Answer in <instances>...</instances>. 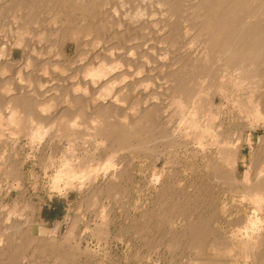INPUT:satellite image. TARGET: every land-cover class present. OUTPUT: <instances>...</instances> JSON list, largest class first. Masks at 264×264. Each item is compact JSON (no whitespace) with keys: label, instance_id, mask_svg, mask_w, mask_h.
I'll return each instance as SVG.
<instances>
[{"label":"bare ground","instance_id":"bare-ground-1","mask_svg":"<svg viewBox=\"0 0 264 264\" xmlns=\"http://www.w3.org/2000/svg\"><path fill=\"white\" fill-rule=\"evenodd\" d=\"M67 1H70L71 5L68 6L69 2L67 3ZM67 1L0 0V14L4 15L0 16L5 17L2 18L3 20L6 19V24L2 20V24L0 22V26L3 27H0V31L3 30L0 32V36H3V39L5 37L4 41L6 40L5 44L7 46H11L10 48L8 47L10 51L6 53L8 56L7 61L5 60V63H3L0 60L3 63L2 65L0 64V183L3 182V185H0L3 186L0 187V207L2 208L0 209V264L5 256H7V259L10 256L21 258L22 254L26 253L29 249H32L30 252L41 256V258L42 256L51 257L52 260H55L52 264H66L69 259L72 260L76 256L89 257L95 251L97 252V250H90L89 246L82 247V242L88 236L96 238L100 242V240L108 238L111 234L110 226L112 221H107L104 218V215H106L104 208H108L109 204L106 202L108 205L106 203L105 205L101 199L105 198L104 200L106 201V198L109 199L111 196L113 197V195L118 194L117 189L123 182H125V186L123 187L127 193L132 190L130 185L132 186L133 184L132 177L134 175L135 162L129 164V161L132 160L130 157L131 160L125 161L128 163V166L126 165V169L124 170L121 169L123 166L118 167L116 165L120 154L125 153L138 157V159L140 154H144V158L148 156L153 162L154 174L156 172L155 162L161 159L169 160V155L171 157H176L177 154H181L182 157L189 155L194 157L200 156L204 172L217 178V181H221L227 187L237 191L240 190V195L232 192V197L236 198L239 204L246 202L252 208L250 209L252 216L249 217L248 215L249 218L245 220L248 223V228L245 225L246 228L243 231L236 229V233H233V236L236 238L235 241L243 247V253L246 254L243 258L251 256L253 259L259 253L260 244L264 240V230L263 225H261L264 219L260 220L262 216L258 215L261 214L260 212H264V0H144L143 4L145 7L141 8L140 6L138 9H149V14L147 10H143L145 15L148 14L144 16V13H141L142 10L138 12V9L135 8L133 9L136 11L135 17H133L132 11V14L130 13L131 17L130 14H127L130 18L133 17L132 20L137 18L136 21L133 20L134 22H131L130 19L129 22L131 23L124 21L129 20L128 16H126L128 19H125L121 14L120 18L118 14L120 19H124V24L116 16V21L113 17L112 19L111 16L114 15L112 13L111 15L108 10L107 13L106 10L104 12L106 15L109 13L106 19L113 20L111 24V20L107 22L104 18L107 22L105 24L104 19L100 16L103 19L102 21L98 17L100 1L101 4L102 2L105 4L104 2L110 0H96L99 4L95 0H76V3H73L72 0ZM125 4L123 5L122 3L120 5L126 7L127 4ZM130 4L132 5L133 3ZM130 4H128V7H130ZM122 6L119 8H122ZM41 7H47L50 10L48 9L49 12L47 13H45L46 11H42V13L40 12ZM128 7H126L128 9L126 13L130 12ZM113 9L115 10L112 11H119L118 8ZM104 12L101 13L104 14V17H107ZM69 13H80V16H83L80 18L84 21H86L85 19H89L88 23L91 20L90 25H87V29L83 27L88 35L95 36L93 39L90 35L85 34L88 36L86 40L87 38L89 39L86 42L90 41L91 43L89 44L91 46L97 45L98 40L96 38L106 34V31H110L104 35L105 38L109 39L102 46L105 44L107 46L109 42L112 44L111 40L113 42L121 36L124 39L123 30L125 29L127 31L124 33L126 36L129 35L128 37H130L128 30L132 31L133 34L136 32V37H143L144 33L140 35V32L147 28L150 31L147 35L151 34L150 37H155L156 40L152 39L154 41L152 43L153 46L150 45V47L148 46L145 49L147 54H145V50L143 51L140 46H137V42L135 46H137L138 50L135 46H133V49H136L138 53L133 51L132 55L123 54L122 52L123 55L119 56L121 52L116 53L118 50H112L114 51L112 52L111 49H108L110 52H105L104 46L103 48H99L101 50L100 52H96L98 53L96 56L94 52L93 56V52L88 51L87 53H83L84 51L81 52L82 49L78 48L81 54H83L77 53V55H81V57L79 56L80 67L74 66L77 70L73 71L76 73L75 75L71 73L74 75H72L74 82L67 86H64V84L63 88L65 89L61 92L59 86L64 81H67L69 77H72L61 78L63 83L58 78L63 75L66 70L65 67L71 68L73 67V63L75 65L77 63L74 58V62L68 65H71V67H67V64L65 66V62H63L65 59H62V64L56 63L57 60L55 59L56 57H64L62 54L64 44L82 33L73 27L75 25L69 24L71 22H69L70 19L68 20L70 18ZM37 15L46 17V21L43 19L45 21L44 29L40 28L34 32V30H30V28L34 27H30L29 25L34 24L36 29L39 24L43 23L42 16ZM115 15L117 14L115 13ZM37 17L41 19L39 18V20ZM37 20H39V24L36 26ZM85 24L87 23L85 22ZM122 24L125 25V29L123 30L120 27L123 26ZM81 25L86 26L84 23H81ZM147 29H145V32H147ZM3 32L4 35L1 34ZM28 35L29 37H27ZM85 35L81 37L83 38ZM54 36L57 39L58 50L53 45L56 44V40H53L52 42L54 43L50 45H53L57 51L54 56H58L54 60L52 58V61H55L52 63L50 62L51 59L49 61L44 56L46 57L48 53L52 56L51 51L53 47L47 44V40L49 42L50 38L52 39ZM25 37L30 39L34 37L32 39H35L34 43L38 48L30 47L32 44L28 46L25 43ZM121 38L118 44L120 48H123V42L121 43L123 47L120 45V40L123 41ZM3 39L2 43H4ZM32 39L31 42H33ZM128 39L130 38L124 40L125 43ZM136 39L131 41L133 42L132 45ZM81 40L79 39L77 42L80 43ZM102 41H99V43ZM26 42L30 43V40ZM82 42L86 44L85 40H82ZM145 42L144 44H147ZM194 42H197V45L198 42L202 43V45L204 44L206 49L201 46L204 50L202 51L200 48V52L196 49L197 47L193 48V50L199 51L198 53L189 51L188 48L182 49L187 44L188 46L191 45L190 49H192L194 47L192 43L194 44ZM2 43H0V46ZM41 43L44 46L49 45L48 47L51 49H48L46 46L45 50L47 49L48 51H45L46 54L43 52L45 55L42 54L43 46L39 48ZM114 43L116 42L114 41ZM89 44L87 43L88 46ZM118 44L115 47L120 51V48L117 46ZM82 45L79 47L81 48ZM110 46L113 47V45ZM1 47L0 49L3 50L4 47ZM13 47L19 48L22 51V58H20L21 60L14 67L12 64H15V62L11 56ZM90 47L87 49H91ZM97 47L95 46L94 48ZM2 50L0 51L2 52ZM83 50L86 49L83 48ZM131 50L127 49L126 51ZM160 50L170 52L168 55L172 56H167L171 59V61L169 60L170 63L175 58L179 57L178 60L182 58L183 61L179 62L183 63V65L181 64L183 67L180 69V63H178L179 67H176L177 70H174L175 64L178 62L175 59L176 62L174 60L173 62L175 63L172 62L174 68H168L169 71L171 69L173 71H171L170 75L167 74L168 69L163 68L165 63H169L165 56L167 53L163 56L161 55L162 53H159ZM135 53L136 55H134ZM3 55L1 56L4 57ZM77 55L76 59L78 62ZM144 56L148 59H145ZM123 65L126 68L122 67ZM170 66L172 67V65ZM122 69L125 73L128 71L130 73H127V75L123 73V75L121 74L123 72ZM50 70L51 75L49 73ZM54 70L60 72H56L59 75V77L57 76L56 83H54L55 76L52 77L53 72H55ZM161 70L167 71L163 73H166L169 78L165 74H163L164 76L160 75L162 74ZM61 71L63 72L62 75ZM118 71L122 72L119 73ZM144 72H146V75L142 77V73ZM8 73L11 75V78L13 74L19 76V81L15 80L18 87L14 85V81ZM48 73L49 76L54 78L53 83L49 84V79H45ZM68 73L70 72L68 71ZM36 74L45 76V78L41 79ZM149 75L152 78H148ZM129 76L131 77L130 79L127 78ZM160 76L167 78V80L165 79L167 82L162 83L161 80L163 78L161 77L160 83L158 81ZM51 77L50 80L52 82ZM217 98L220 99L219 102H216ZM164 100H166V103ZM228 103L235 109H233L236 113L235 116L240 119L241 125L238 133L234 129L233 132L237 133V135L233 133L236 135L235 137L233 136L234 138L229 136L232 140L229 137H224L225 133L221 132L222 129H220L219 123H217L222 116L225 105ZM258 130H261L262 133L256 140V149H252L250 152V162L247 165L245 159L240 160L241 150L244 144L251 145V133ZM22 138L28 141L25 145L28 153H25L26 156L24 155L22 159L18 160L16 148H19V141ZM62 141L68 144L66 143L67 147L64 150L58 168L56 169L53 166L55 173H52L49 191L50 193L60 194L63 197L68 196L72 192L77 193L82 197L81 202L85 210H90L92 216L95 214L94 218L97 216L101 220L98 222L101 223L95 224L92 227L85 215L78 213L79 215L77 214L73 218L66 216L62 221H56L52 228H47L45 221L40 216L41 205L35 207L28 205L29 208L23 207H25L24 210H29L30 215L23 216V218L20 217L27 224L21 225L19 216H21L22 209L19 208L21 205H18L17 201L27 193L23 173L24 165L28 161L34 162L35 159L39 160L38 158L41 157L38 156L40 155V149L44 148V146L50 145L53 147L55 144L59 146ZM53 151L55 153V150ZM50 158H47V160H53L52 155ZM172 159L170 160L171 162ZM175 159L178 158L176 157ZM180 160H183V158ZM47 165L50 164L47 163ZM121 165L120 163L119 166ZM176 165L180 166L177 163ZM241 165H245V170L242 172V175L238 176ZM45 168L42 171H46ZM162 171L163 169L159 173H162ZM160 178L159 174L157 176L155 174L151 179V186L155 187L158 185L157 194L164 197L169 189L167 190L166 186L162 184ZM179 183H177V188L181 189V184ZM171 187L173 189V185ZM13 191L18 193L16 198H12L10 203L4 204L3 200L10 198ZM228 191L231 192L230 189ZM187 195L181 196V194H178L175 196L177 197V201L175 199L173 202L171 197L170 201L176 205L178 203H186L185 199H191ZM110 199L112 200V198ZM174 204L172 205L173 207L175 206ZM162 205L164 204H160L161 207ZM110 213L112 214V212ZM164 215V220H166L168 216ZM177 218H171L167 224L172 225V228L174 226L186 227L187 230L184 233L182 232L183 239L188 235L186 237L191 238L194 251L202 252L204 247H206L204 241L208 240L211 234L204 227L208 226L209 221L213 219L203 217L198 219L197 217L198 220L193 221L191 217L184 220L181 219L182 217ZM63 225H65V231L61 234L60 229ZM26 226L28 227L26 228ZM241 228L243 229V226ZM35 229L36 234H34ZM227 233L225 234L227 235ZM221 235L224 238L225 235ZM222 237L220 238L222 239ZM214 239L212 240L214 241ZM231 239L228 240L230 241ZM171 240L174 242L175 239ZM222 243L225 242L223 241ZM168 245H171V243ZM168 245L166 246L168 247ZM175 246L173 245V249ZM177 248L176 250H178ZM105 249L108 250L107 248ZM229 250L232 251L231 247ZM173 252L175 251L173 250ZM261 253L259 259L263 255V252ZM199 256L202 257L203 255ZM45 257L44 259H46ZM259 259L257 258V260ZM86 261L90 262V259H86ZM196 261H194L195 264H197ZM200 263L205 264L201 261ZM188 264L190 263L188 262Z\"/></svg>","mask_w":264,"mask_h":264},{"label":"rangeland","instance_id":"rangeland-1","mask_svg":"<svg viewBox=\"0 0 264 264\" xmlns=\"http://www.w3.org/2000/svg\"><path fill=\"white\" fill-rule=\"evenodd\" d=\"M67 1V0H66ZM73 1V3L75 2L76 3V0L74 1V0H72ZM100 1V0H99ZM103 1H108V0H103ZM113 0H110V1H108V2H104L105 4H103V2H102V4H103V6H102V4H101V1H100V4H99V2L98 1H96L95 0V2L97 3L98 2V4H99V13H98V17L99 18H108V16H109V13L111 14H113L114 16H111V18L113 17L114 18V20L116 21V18L118 19V20H124V19H120L121 18V15H122V17L124 16V18L125 19H128V17H129V15H127V14H132V12H133V17H135L134 16V14H136V11H134L133 9H138V7H140L141 6V8L144 6V0H142V2H141V0H119V2H118V0H114L113 2H112ZM116 1V2H115ZM124 1V2H123ZM129 1V2H128ZM133 1V2H132ZM135 1V2H134ZM69 2V4H68V6L69 5H71L70 4V1H67V3ZM121 2V3H120ZM138 2V3H137ZM117 3V4H116ZM122 4L123 3V5L125 4L126 5V7H128L129 5L128 4H130V3H133L132 5L130 4V7L132 8H130V7H128L130 10V12L129 13H126V11L128 10V9H126V7H124V6H122V5H120V4ZM140 3H141V5H140ZM108 4V5H107ZM119 4V5H118ZM134 4H136V5H134ZM74 5V4H73ZM107 5V6H106ZM115 5V6H114ZM118 5V7H116ZM120 6H122V8H119ZM134 6H137V7H134ZM102 7V8H101ZM106 7V8H105ZM124 7V8H123ZM134 7V8H133ZM145 7V6H144ZM143 7V8H144ZM42 9L40 10V12H44V11H46L45 13H47V12H49V10H50V8H47V7H41ZM44 8H46V9H44ZM113 8H118V10L120 11V9H122L121 10V12L119 13V11H112V10H115V9H113ZM147 8V7H146ZM44 9V10H43ZM111 9V10H110ZM126 9V10H125ZM101 10V11H100ZM106 10V13H107V10L109 11V13L106 15V13L104 12ZM142 10V9H141ZM141 10H140V8L138 9V12H141ZM143 10H145V9H143ZM143 10H142V14L144 15V16H147L148 14H149V9L147 10V12H148V14H146L145 15V12H143ZM145 10V11H146ZM132 11V12H131ZM40 12H39V14H40ZM42 12V13H43ZM104 12L105 13V15L107 16V17H104L103 15L104 14H102V13ZM114 12V13H113ZM118 12V13H117ZM128 12V11H127ZM41 13V14H42ZM115 13L117 14V15H115ZM124 13H125V15H124ZM49 14V13H48ZM70 14V18H68V20H69V22L71 21H73L74 22V24H72L71 22L69 23L70 25H75V26H73L74 28H76V30H79V32H82L80 35L78 34L77 36H76V38L75 39H73V40H69V41H67L65 44H64V46H63V48H62V54L64 55V57H56V56H58V55H55L54 56V54H55V52H57L56 51V49H54V46H55V48H57V50H58V45H57V39L55 38V36L54 37H52V39L50 38V40H51V43H50V40H49V42H48V40H47V44H52V43H54V42H52L53 40L55 41V43L56 44H53V45H50V46H52L53 47V49H52V51H51V53H52V56H51V54L50 53H48L49 54V56H48V54H46V52L45 51H48L47 49L45 50V48H47L48 46L46 45V43H45V45L47 46H44V44L42 45V43H41V45L40 44H37V45H40V47L39 48H41V46H43L42 47V54L43 55H47L46 57L44 56V58L45 59H47V60H49L50 61V59H51V61L50 62H52V63H54L55 61H52V58H53V60L55 59V57H56V59L55 60H57L56 61V63H63V62H65L64 63V65L65 64H67V67H71V65L70 66H68L69 64H72V62H74V58H75V62L78 64H76L75 65V63H73L72 64V66L74 67H80V65H79V62H80V60H79V56L81 57V55H83V54H81V52L82 51H84L83 53H87L88 51H91V52H93V56H94V52L96 53V52H100V50L101 49H99V48H103L104 46H102L104 43H106L107 41H108V39H107V37L105 38V36L104 35H106V34H108L109 32H107L106 31V34H104V33H102V34H104L103 36H101V37H97L96 38V40H98L97 42H98V44L97 45H94V46H91V44H89V43H91L90 41H88V42H86L87 40H89L88 38H87V40H86V37H88L89 35L85 32V29L83 28V27H85L86 29H87V25H90V23H91V20H90V23H88L87 21H89V19H85L86 21H84L82 18H80L81 16H80V13H69ZM75 14V15H74ZM79 14V15H78ZM102 14V15H101ZM111 14V15H112ZM118 14H119V16H120V18H119V16H118ZM121 14V15H120ZM130 14V17L132 16ZM0 15H3V14H0ZM43 15V14H42ZM42 15H37V16H42ZM46 15V14H45ZM74 16V19H73V16ZM78 15V16H77ZM4 16V15H3ZM1 17L0 18V22H1V20L4 22V24H6L5 22V20L6 19H2V18H5V17ZM47 16V15H46ZM76 16H77V18H76ZM101 16V17H100ZM115 16H116V18H115ZM118 16V17H117ZM126 16H128V17H126ZM140 16H141V14H140ZM39 17V18H40ZM83 17V16H82ZM129 17V20H124V21H130V19H131V22L134 20V21H136V19L137 18H134L133 20H132V18H130ZM38 18V17H37ZM38 18V19H39ZM45 18L46 17H44V16H42V20L44 19L45 20ZM101 18V19H102ZM112 18V19H113ZM41 19V18H40ZM39 19V20H40ZM76 19H77V21H76ZM80 19H81V21H80ZM103 19H102V21H103ZM104 19V23L106 24L107 22H109L110 20H107V22H106V20ZM39 20H37V22L39 21ZM43 20V26H42V24L40 25L39 24V22L38 23H36V26H37V24H39L37 27H36V29H35V25L34 24H31V25H29L30 27H34V28H30V30L31 31H33L34 30V32H36V30L37 29H44V24H45V21ZM82 20H83V22H82ZM80 23H79V22ZM113 20H111L110 21V24H111V22H112ZM120 21H118V22H120ZM121 21V23H125L124 21L122 22ZM133 21V22H134ZM85 22L87 23V24H85ZM127 22V23H128ZM131 22H129V23H131ZM40 23H41V21H40ZM77 23V24H76ZM81 23H84V25H86V26H82L81 25ZM103 23V22H102ZM1 24H2V22H1ZM0 24V25H1ZM79 24V25H78ZM104 24V25H105ZM109 24V23H108ZM107 24V25H108ZM122 24V25H123ZM113 25H114V23H113ZM39 26H41V27H39ZM79 26V27H78ZM82 26V28L84 29H82V28H80ZM109 26V25H108ZM123 26H124V28H123ZM123 26H120L121 27V29L123 30V29H125V25H123ZM1 28H3L2 26H0ZM69 27V26H68ZM109 27H111V26H109ZM112 27H114V26H112ZM29 28H28V30H29ZM82 29V30H81ZM120 29V30H121ZM145 29H147V28H145ZM145 29L143 30V31H139L141 34L140 35H142V33H144L142 36L143 37H141L139 34H138V36H140V37H136V35L135 34H137L136 32H134V34H133V32L131 31H129L128 30V34H130V37H128V36H126V29L125 30H123L124 32H123V34H124V39H122L123 38V36H121V37H119V39L121 38L123 41H121L120 40V45H121V43L123 42V48H120L119 47V39L117 38L116 40H114L116 43H114V41L112 42V40H111V43L112 44H110V42L109 43H107V46H105L104 48V50H105V52L106 51H108V49L110 50L111 49V51L112 50H118V51H116V53H118V52H121V53H119V56H122L124 53H127V54H130V55H132L131 53H134L133 51H135L136 52V49L138 50V48H137V46H140L141 47V50H145L146 48H148V46L150 47V45H152V43L156 40V38L155 37H150V35L151 34H149V35H147V33H150V31L147 29V32H145ZM119 30V31H120ZM3 31V30H2ZM2 31H0V32H2ZM30 31V32H31ZM38 31V30H37ZM149 31V32H148ZM105 32V31H104ZM84 33V34H83ZM120 33H122L121 31H120ZM2 35H4V32L3 33H1ZM5 34H6V32H5ZM85 34H87L88 36H86ZM132 34H133V36L135 37H133L132 36ZM145 34H146V36H145ZM85 35V37H83V38H85V39H83L81 36H84ZM122 35V34H121ZM132 36V37H131ZM144 36H145V38H144ZM148 36V37H147ZM27 37H29V35L27 36ZM27 37H25L26 39H25V43H27L28 44V46H30L31 44V46L30 47H32V48H35V49H37L38 47L37 46H35L36 44L34 43V41H35V39H32V38H34V37H32L31 39H32V41L33 42H31V39L30 38H27ZM51 37V36H50ZM81 37V38H80ZM90 37H93V39L95 38V36H93V35H90ZM89 37V38H90ZM133 38L134 40L136 39V38H139L140 39V41H139V39H136V41H134L135 43L132 45V43L133 42H131V41H133V39H128L127 41H126V43H125V41L124 40H126L127 38ZM150 37V38H149ZM0 38H2L3 39V36H0ZM55 38V39H54ZM102 38V39H101ZM103 38H104V40H103ZM141 38H143V39H141ZM2 39H0L1 41H0V43H2ZM4 39H5V37H4ZM4 39H3V42L4 43H2L3 45L5 44V42H6V40L4 41ZM7 39V38H6ZM76 39H78V40H76ZM79 39H82V40H85V43L86 44H84L83 42H82V40H81V42H82V44H81V42L79 43V42H77V41H79ZM107 39V40H106ZM154 41H153V40ZM30 40V43H28V42H26V41H29ZM90 40H91V38H90ZM103 40V41H102ZM141 40H143V41H141ZM99 41H102V42H100L99 43ZM105 41V42H104ZM110 41V40H109ZM130 41V42H129ZM146 41V42H145ZM136 42H137V46H135L136 45ZM140 42V43H139ZM144 42L145 43H147V44H144ZM78 43V44H77ZM87 43L89 44V46L87 45ZM115 45H114V44ZM130 43H131V45H130ZM149 43V44H148ZM1 44V46L2 47H4L3 48V50H5V51H3L2 49H0V50H2V54L0 53V56L1 55H3V52H5L4 53V57H2V59H0V60H2V62L3 63H5V60L7 61V59H8V56H7V54L6 53H8L10 50H8V47L10 48L11 46L9 45V46H7V44H5L4 46ZM30 44V45H29ZM82 45V47L83 48H85L86 50H83V48L81 47H79V46H81ZM96 44V43H95ZM116 44H118L117 46L120 48V51H119V49L117 48V47H115L116 46ZM128 44V45H127ZM141 44V45H140ZM195 44V45H194ZM194 44L192 43V46H194V47H192V49H190L191 48V45H189L188 46V44L186 45V46H184V48H182V49H186V48H188L189 49V51L191 50L192 52H194V53H198L199 51L201 52V50H200V48L202 49V51L204 50L203 48L205 47L204 46V44L202 45V43L200 44L199 42H198V45L200 46H198L197 45V42H194ZM84 45H86V46H84ZM101 45V46H100ZM110 45H113V47L112 46H109ZM147 45V46H146ZM157 45V44H156ZM0 46V47H1ZM91 46V47H90ZM97 47V48H94V47ZM133 46H135L136 47V49H133ZM144 46H145V48H144ZM153 46V45H152ZM151 46V47H152ZM201 46H203V48L201 47ZM1 47V48H2ZM29 47V48H30ZM37 47V48H36ZM88 47H90L91 49H92V47H93V49L91 50V49H87ZM108 47V48H107ZM115 47V48H114ZM134 47V48H135ZM182 47V46H181ZM195 47H197L196 49H198L199 51H197L196 49H194L193 50V48H195ZM199 47V48H198ZM7 48V49H6ZM82 49L81 50V52L79 51V49ZM114 48V49H113ZM131 48H132V50H131ZM144 48V49H143ZM48 49H50L49 47H48ZM99 50V51H97V50ZM131 50V51H126V50ZM151 49V48H150ZM205 49H206V47H205ZM51 50V49H50ZM78 50V51H77ZM94 50V51H93ZM122 50V51H121ZM153 50V49H152ZM180 50V49H179ZM54 51V52H53ZM77 51V52H76ZM126 51V52H125ZM162 51H164V52H162ZM160 50V52L159 53H162L161 55H165L166 53V60H167V62H169V63H165L164 64V66H163V68L165 69V68H174L173 67V63H175L176 62V60L175 59H177L178 60V58H175V59H173L175 62H173V60H172V62L170 63V61H171V59L170 58H168V57H171L172 55H168L169 53L167 52V51H165V50ZM43 52H45V54L43 53ZM79 52V53H78ZM108 52H110V51H108ZM112 52H114V51H112ZM122 52H123V54H122ZM128 52H130V53H128ZM145 52V54H147L146 53V50L144 51ZM77 53L78 54H81V55H77ZM136 53H138V51L136 52ZM136 53L134 54V55H136ZM98 53H96L95 54V56L97 55ZM144 54V55H145ZM76 55L78 56V62H77V57H76ZM5 56H7V57H5ZM11 56L13 57V59H14V62H15V64H12V66L14 67V65H16V64H18L19 62L18 61H20L21 59L20 58H22V51L19 49V48H15V47H13V49H12V53H11ZM51 56V57H50ZM54 56V57H53ZM75 56V57H74ZM146 56V55H145ZM145 56H144V58H145ZM168 56V57H167ZM0 57V58H1ZM48 57V58H47ZM147 57H148V55H147ZM146 57V58H147ZM143 58V60H145ZM61 60V62H60V60ZM62 59H65L64 61L62 60ZM148 59V58H147ZM182 59V58H181ZM181 59H179L178 60V62H176V64H175V68H174V70L176 69V67H179V64L178 63H180L181 61H183V59L181 60ZM170 60V61H169ZM63 61V62H62ZM68 61V62H67ZM180 61V62H179ZM2 62H0V64L2 65L3 63ZM67 62V63H66ZM145 62H146V60H145ZM166 62V61H165ZM172 65V67L170 66V65ZM183 65V63H180V69L183 67L182 65ZM177 65V66H176ZM66 66V65H65ZM166 66H168V67H166ZM73 67H71V68H66L65 67V71H64V73L61 71V75H62V73H63V77L62 76H60L59 77V75L57 74V73H60L59 71L57 72L56 70H54L55 72H53L54 74H52V77H54V78H52L51 76H49V73L51 72V70L49 71V73L47 74V76H46V78H45V76L43 77V76H41L40 74L39 75H37V77H41V79L43 78H45L46 80H50V77H51V79H52V82H51V80L49 81L48 80V82H49V84L50 83H53V79H54V83H56V80H57V76L59 77L58 79L61 81V78L63 79V78H68V76H71L72 78H68V80L67 81H64V83L62 84V83H60V84H62V85H60L59 86V89H60V91L62 92L65 88H63L64 86H67V85H69V84H71V83H73L74 82V78H73V76L76 74V73H74L75 72V67L73 68ZM122 67H124V68H126L124 65L122 66ZM133 67V66H132ZM134 68V67H133ZM132 68V69H133ZM162 68V69H163ZM69 69V70H68ZM74 69V70H73ZM78 69V68H77ZM131 69V68H130ZM163 69V70H164ZM166 69V70H167ZM170 70L169 71V69H168V72L167 71H162L161 73L162 74H160V75H162V76H164L163 74H165V76L167 75V74H169L170 75V73H171V71H173V70ZM12 70H13V68H12ZM177 70V69H176ZM179 70V69H178ZM67 71V72H66ZM68 71L70 72V73H68ZM72 71V72H71ZM74 71V72H73ZM77 71V70H76ZM123 71V72H122ZM122 71H118L119 73H121V74H123V73H125L124 72V70L122 69ZM133 71H134V69H133ZM11 72V71H10ZM9 72V73H10ZM57 72V73H56ZM163 72H167V74L166 73H163ZM8 73V74H9ZM56 73V74H55ZM71 73H73V74H71ZM128 74L130 73L129 71L127 72ZM127 73H125L126 75H127ZM146 72H144V73H142V77H145V76H143V75H146L145 74ZM11 74V73H10ZM9 74V75H10ZM8 75V76H9ZM50 75H51V73H50ZM73 75V76H72ZM124 75V74H123ZM49 76V78H47ZM65 76V77H64ZM162 76H160V78L158 79V81L160 82V79H162L161 80V82L162 83H165V82H167L166 80H167V78H164V77H162ZM18 77L19 76H17V74L15 75V74H13L12 75V78H11V75H10V78L14 81V85L16 86V82H15V80H17V81H19V79H18ZM150 77V75L148 76V78ZM162 77V78H161ZM166 77H168L169 78V76L167 75ZM14 78V79H13ZM127 78H131L130 76L129 77H127ZM150 78H152V77H150ZM70 79V80H69ZM72 79H73V81H72ZM166 79V80H165ZM64 80H66V79H64ZM154 80V79H153ZM165 80V81H164ZM70 81V83H68L67 84V82H69ZM72 81V82H71ZM150 81V80H149ZM152 81V80H151ZM154 81H156V80H154ZM160 82V83H161ZM65 84V85H64ZM13 85V86H14ZM19 85V84H18ZM64 85V86H63ZM16 87H18V86H16ZM61 87V88H60ZM63 88V89H62ZM59 91V92H60ZM219 98H217L216 99V102H219ZM164 102L166 103V100H164ZM234 108L228 103V104H226L225 105V108H224V110H223V113H222V116H221V118H220V120L217 122V123H219L218 124V126H220V129H222L221 130V132L224 134L225 133V135H224V137L226 138H228L229 136L232 138L233 136L235 137L236 135H237V133L239 132V130H240V128H241V125H240V119H238V117L237 116H235L236 115V113H235V109L233 110ZM231 111H233V112H231ZM225 112V113H224ZM228 112V113H227ZM233 117H232V116ZM235 116V117H234ZM232 119V120H231ZM222 123V124H221ZM222 126V127H221ZM234 129H235V131L237 132H233L234 131ZM230 134H229V133ZM246 132V131H245ZM232 133V134H231ZM233 133H235V134H233ZM262 133V131L261 130H258V131H253L252 133H251V145L249 146V145H247V144H244V146H243V148H242V150H241V154H240V160H242V159H245V162H247V165H248V162H250V158H249V155H250V152L252 151V149H256V147H257V138H258V136L260 135ZM227 135V136H226ZM232 135V136H231ZM229 137V138H230ZM233 137V138H234ZM230 138V140H232ZM226 140H229V139H226ZM28 143V141L26 140V139H21L20 141H19V148L17 147L16 148V152H17V159L19 160V159H22V157H24V155L26 156V154L25 153H28V149H27V147H25V145ZM67 142H64V141H62L61 143H60V145L59 146H57V144H55L53 147L52 146H50V145H46V146H44V148H41L40 149V152H39V154L40 155H38L40 158H38L39 160H37V159H35V161L33 162V161H28V162H26V164L24 165V168H23V173H24V177H25V186H26V190H27V193L26 194H24V196H22V197H20L18 200L19 201H17L18 203V205H21V206H19V208H21L22 209V212H21V216H19V218L21 217V218H23V216H27L28 214L30 215V212H28L29 210H24L25 209V207L26 208H29V206H31V205H33L34 207L35 206H39V205H41V210H40V216H41V218L45 221V223H46V227L47 228H52V226H53V224L56 222V221H62L66 216H68V217H70V218H73L75 215H77L78 213L79 214H84L85 215V217L88 219V221L90 222V225L93 227L95 224H100L101 222H98V221H101L100 219H98V217L96 216V218H94L95 217V214L92 216V212L90 211V210H85V208H84V205H83V203L81 202L82 200H81V196L80 195H78L77 193H74V192H72V193H70L68 196H62V195H60V194H57V193H50V191H49V187H50V185H51V177H52V175L55 173V169L54 168H58V164L60 163V161H61V158H62V155H63V153H64V150H65V148L67 147V144H66ZM20 145H21V148H20ZM65 146V147H64ZM50 147V148H49ZM251 147V148H250ZM255 147V148H254ZM53 150H55V153H54V151ZM58 151H60V152H58ZM62 151V152H61ZM50 153V154H49ZM61 153V154H60ZM52 155V158H53V160H47V158L48 159H51L50 158V156ZM126 155V156H125ZM144 154H140L139 156L141 157H139V159H138V157H133V156H130L128 153H125V154H120V158H118L119 160H120V162H119V160L116 162V165H118V167H122L121 169L122 170H124V169H126V165L128 166V163H126V162H128L129 160H131V158H132V160L131 161H129L130 163L129 164H131V162H135V170H134V175H133V177H132V182H133V184H132V186L130 185V187L132 188V190L131 191H129V193H127V191H126V189H124V187L123 186H125V182H123L120 186L121 187H123V188H121L120 186L118 187V189H117V191L119 192H117L118 194H116L117 195V197H116V195L114 196L113 195V197L111 196L110 198H112V200L109 198H106L107 200L105 201L104 199L105 198H103V199H101V201L103 200V203L105 204L106 202L109 204V206H107L108 208H104L105 209V214L106 215H104V218L107 220V221H112V224H111V226H110V231H111V234H110V236L108 237V238H106V239H102V240H100V242L96 239V238H91L90 236H88L85 240H83V242H82V247H86V246H89L90 248V250H97V252L95 251V253L92 255H90L89 257H85V256H76V257H74V259H72V260H68L67 262H66V264H188V262L190 263V264H195L194 263V261H196L197 262V264H198V261H199V264H201L200 263V261L202 262V263H205V264H220V263H222V264H227L228 262V264H263L264 263V240H262V242H261V244H260V251H259V253L256 255V256H254L253 257V259H252V257L251 256H248L249 257V259H248V257H244L243 258V256L244 255H246V254H244L243 253V247L241 246V244L240 243H238L237 241H235L236 240V238L233 236L234 234L233 233H236V229L238 230L239 229V231H243L245 228H246V226H247V228H248V223H247V221H245V220H247L249 217H251L252 216V214H251V210L250 209H252L250 206H248V204L246 203V202H243L242 204H239L238 202H237V200H236V198H234V197H232V194L234 193V194H237V195H240V190L239 191H237V190H234V189H231V188H229V187H227L226 185H224V183H221V181H217V178H214L213 176H210V175H207L205 172H204V169H203V166H202V158L200 157V156H198V157H194V156H181V154H177V158L178 159H175L176 157L174 156H170L169 155V160L168 159H161V160H159V161H157V162H155V174H156V176H157V174H159V177L161 176V182H162V184H164L165 186H166V188H167V194L164 196V197H161V196H159L158 194H157V188H158V185H156L155 187H152L151 186V179L153 178V176L155 175L154 174V171H153V162H152V160L148 157V156H146V158H144L145 156H143ZM37 156V157H38ZM124 156V157H123ZM143 156V157H142ZM20 157V158H19ZM129 157V158H128ZM131 157V158H130ZM45 158H46V160H45ZM58 158V159H57ZM60 158V159H59ZM136 158H137V160H136ZM173 158V159H172ZM183 158V160H180V159H182ZM57 159V160H56ZM142 159V160H141ZM172 159V162L170 161ZM187 159V160H186ZM124 160V161H123ZM168 160V161H167ZM186 160V161H185ZM38 161V162H37ZM47 161H49V162H47ZM126 161V162H125ZM166 161V162H165ZM175 161V162H174ZM178 161V162H177ZM55 162H57V163H55ZM47 163H49L50 165H47ZM118 163V164H117ZM122 164L121 166H119V164ZM164 164V165H162V164ZM169 163V164H168ZM174 163V164H173ZM180 164V166L179 165H176L175 166V164ZM183 163V164H182ZM46 165H47V167L49 166V168L47 169V167H46ZM52 165V166H51ZM166 165V166H165ZM172 165V166H171ZM51 166V167H50ZM53 166H54V168H53ZM46 167V168H45ZM163 167V168H162ZM45 168V170L46 171H42L43 169ZM158 169V170H157ZM161 169H163V171H162V173H159L160 171H161ZM54 170V171H53ZM245 170V165H241L240 167H239V173H238V176H240V175H242V172ZM146 171V172H145ZM167 172H168V174H167ZM44 173H46V174H44ZM53 173V174H52ZM151 173V174H150ZM176 174V175H175ZM169 175H170V177H169ZM152 178H151V177ZM168 176V177H167ZM150 177V178H149ZM176 178V179H175ZM180 182V183H179ZM182 182V183H181ZM3 183V182H2ZM2 183H0V185H3ZM168 185H167V184ZM177 183H179V184H181V189H179V188H177L178 187V184ZM221 183V184H220ZM186 184V185H185ZM173 185V189H172V186ZM177 185V186H176ZM126 186H127V184H126ZM168 186V187H167ZM0 187H3V186H0ZM171 188V189H170ZM188 188H189V190H188ZM197 190H196V189ZM192 189H193V191H192ZM228 189H230L231 190V192L230 191H228ZM187 190V191H186ZM223 190V191H222ZM122 191H123V193H122ZM182 191H183V193L185 194V195H187V194H190V195H187V196H189V197H191V199H185V201H186V203H178L177 205L176 204H174L173 202L175 201V199H176V201H177V197H175V196H177L178 194H181V196H183L184 194L182 193ZM192 191V192H191ZM217 191V192H216ZM220 191H221V194H220ZM197 192V193H196ZM233 192V193H232ZM120 194V195H119ZM225 194V195H224ZM18 195V193L17 192H15V191H13L12 193H11V197L10 198H6V199H4L3 200V203L4 204H8V203H10L11 201H12V198H16V196ZM215 195V196H214ZM202 196V197H201ZM224 196H225V198H224ZM145 197V198H144ZM161 197V198H160ZM170 197H171V200L173 201H170ZM202 199H201V198ZM115 198V199H114ZM125 198V199H124ZM160 198V199H159ZM113 199H114V201H113ZM230 199V200H229ZM202 200V201H201ZM230 201V202H229ZM233 202V204H232V202ZM235 201V202H234ZM163 202V203H162ZM219 202V203H218ZM20 203H22V204H20ZM36 203V204H35ZM82 203V204H81ZM106 203V204H107ZM123 203V204H122ZM188 203V204H187ZM208 203V204H207ZM212 203V204H211ZM27 204V205H26ZM105 204V205H106ZM107 204V205H108ZM156 204V205H155ZM160 204H164V205H162V207L160 206ZM168 204V205H167ZM175 205L174 207L172 206V205ZM221 204V205H220ZM229 204V205H228ZM29 205V206H28ZM236 205V206H235ZM242 205V206H241ZM23 206H25V207H23ZM32 206V207H33ZM192 206V207H191ZM223 206V207H222ZM23 207V208H22ZM172 207V208H171ZM194 207V208H193ZM219 207V208H218ZM83 208V209H82ZM199 208V209H198ZM227 208V209H226ZM228 208H230V209H228ZM233 208V209H232ZM240 208V209H239ZM247 208V209H246ZM0 209H2L1 207H0ZM109 209V210H108ZM174 209V210H173ZM177 209V210H176ZM236 209V210H235ZM78 210V211H77ZM111 210V211H110ZM151 210V211H150ZM210 210H211V212H210ZM223 210H226V211H224L223 212ZM228 210V211H227ZM249 210H250V213H249ZM2 211V210H1ZM82 211V212H81ZM106 211H107V213H106ZM112 212V214L110 213V212ZM163 211V212H162ZM239 211V212H238ZM243 211V212H242ZM25 212V213H24ZM109 212V213H108ZM165 212V213H164ZM200 212V213H199ZM204 212V213H203ZM162 213V214H161ZM166 215V216H168V218H166V220H164V217H163V215L164 214ZM222 213V214H221ZM261 214H258V215H261L262 217H264L263 216V211L262 212H260ZM78 214V215H79ZM161 214V215H160ZM175 214V215H174ZM235 214V216H233ZM164 215V216H165ZM198 215V216H197ZM200 215V216H199ZM238 215V216H237ZM248 215H249V217H248ZM158 216H159V219H158ZM176 217H178L177 219H179V218H181V219H186V218H188V217H191V218H193V221H196V220H198V219H200L201 217H203V218H206V219H213L212 221H209V223H208V226H205L204 227V229L205 230H207L208 231V233L210 234V236H209V239L208 240H205L204 242H205V245H206V247H204V249H203V251L201 252V251H194L195 249H193L192 248V244H191V238H188V237H186V236H188V235H186L185 236V234H184V236H185V238L183 239V234H182V232L184 233V231L185 230H187L186 229V227H178V226H174L173 228H172V225H168L167 224V222H169L168 220H170L171 218L172 219H174V218H176ZM197 217H198V219H197ZM233 217H235V218H233ZM262 217H260V220L261 219H264V218H262ZM20 218V219H21ZM238 218V219H237ZM231 219V220H230ZM236 219V220H235ZM241 221H240V220ZM96 220V221H95ZM215 220V221H214ZM220 220V221H219ZM225 220H226V223H225ZM228 220H229V223H228ZM238 220V221H237ZM222 221V222H221ZM244 221V222H243ZM21 223V225L23 224V225H26L27 224V222H24V220H22L21 219V221H20ZM94 222H96V223H94ZM158 222V223H157ZM185 222V221H184ZM219 222V223H218ZM240 222V223H239ZM246 222V223H245ZM263 222V224H261V225H263V230H264V221H262ZM25 223V224H24ZM94 223V224H93ZM215 223V224H214ZM93 224V225H92ZM155 224V225H154ZM226 224V225H225ZM217 225V226H216ZM219 225V226H218ZM246 225V226H245ZM240 227V228H238V227ZM243 226V229L241 228ZM28 226H26V228H27ZM25 228V227H24ZM25 228V229H26ZM217 230H216V229ZM226 228V229H225ZM219 229V230H218ZM165 230V231H164ZM183 230V231H182ZM212 230H213V232H212ZM64 231H65V225H63L62 226V228L60 229V233L61 234H63L64 233ZM216 231V232H215ZM233 231V232H232ZM249 231V230H248ZM215 232V233H214ZM228 232V233H227ZM231 232V233H230ZM155 233V234H154ZM171 235H170V234ZM217 233V234H216ZM218 233H220L219 235H220V237H222V235L221 234H223V236H224V238L222 237V239L220 238V237H218L219 235H218ZM225 233H227V235L225 234ZM34 234H36V229L34 230ZM159 234V235H158ZM214 234V235H213ZM231 236V238L232 237H234V238H230V236ZM112 236V237H111ZM113 237H115V238H113ZM171 237V238H170ZM174 237V238H173ZM182 237V238H181ZM180 238V239H179ZM215 238V239H214ZM117 239V240H116ZM157 239V240H156ZM159 239H160V241H159ZM161 239H162V241H161ZM171 239H175L174 240V242H173V240H171ZM189 239H190V241H189ZM212 239H214V241L212 240ZM228 239H231V240H233V241H229ZM106 240V241H105ZM183 240V241H182ZM217 240V241H216ZM219 240V241H218ZM221 240V241H220ZM226 240V241H225ZM91 241V242H90ZM159 241V242H158ZM216 241V242H215ZM225 242V243H227V244H225V243H222V242ZM132 242V243H131ZM189 242V243H188ZM218 242V243H217ZM101 243V244H100ZM144 243V244H143ZM155 243V244H154ZM167 243V244H166ZM171 243V245H168V244H170ZM173 243H175L176 244V246H175V244H173ZM212 244V246H211V244ZM216 243V244H215ZM220 243V244H219ZM234 243V244H233ZM236 243H237V245H236ZM105 244V245H104ZM151 244V245H150ZM159 244V245H158ZM209 244V245H208ZM215 244V245H214ZM219 244V245H218ZM166 245H168V247L166 246ZM173 245L178 249V250H176V248L174 247V249H173ZM178 245V246H177ZM204 245V246H205ZM215 247H214V246ZM235 245V246H234ZM106 246V247H105ZM109 246V247H108ZM171 246V247H170ZM187 246V247H186ZM216 246H218V247H216ZM222 246V247H221ZM226 246H228V247H226ZM263 246V247H262ZM99 247H101V248H99ZM157 247V248H156ZM230 247H231V249H232V251L231 250H229L230 249ZM232 247H234V248H232ZM237 247V248H236ZM239 247H240V249H242V250H240L239 249ZM242 247V248H241ZM92 248V249H91ZM95 248V249H94ZM104 248V249H103ZM105 248H107L108 250H106ZM217 250H216V249ZM221 248V249H220ZM228 248V249H227ZM110 249V250H109ZM150 249V250H149ZM167 249V250H166ZM170 249V250H169ZM213 249V250H212ZM225 249V250H224ZM226 249H227V251H226ZM239 249V250H238ZM263 249V250H262ZM100 250V251H99ZM106 251V252H104V251ZM149 250V251H148ZM173 250L175 251V252H173ZM223 250V251H222ZM30 251H32V249H29L26 253H24V254H22V257L20 258V257H17V258H15L16 256H10L9 257V255H8V257H9V259H7V256H5L4 258H3V260H2V262H1V264H7L8 262V264H52L55 260L53 259L52 260V258L51 257H45V256H42V258H41V256H37V254H34L33 252H30ZM181 251V252H180ZM226 251V252H225ZM239 251L242 253H240L239 254ZM29 252V253H28ZM100 252V253H99ZM165 252V253H164ZM167 252V253H166ZM195 254H194V253ZM199 252H200V254H199ZM205 252V253H204ZM215 252V253H214ZM219 252H221V253H219ZM235 252V253H234ZM261 252H263V255H261V257H260V259H259V256H260V253ZM104 253H106V254H104ZM173 253V254H172ZM204 253V254H203ZM99 254V255H98ZM101 254V255H100ZM194 254V255H193ZM234 254V256H232ZM237 256H236V255ZM262 254V253H261ZM36 255V256H35ZM98 255V256H97ZM104 255V256H103ZM108 255V256H107ZM173 255V256H172ZM189 255V256H188ZM193 257H192V256ZM199 255H203L202 257H200ZM206 255V256H205ZM28 256V257H27ZM100 256V257H99ZM106 256V257H105ZM167 256V257H166ZM188 256V257H187ZM196 256V257H195ZM37 257H39V258H37ZM44 257L46 258V259H44ZM108 257V258H107ZM170 257V258H169ZM200 257V258H199ZM251 257V258H250ZM11 258H13V259H11ZM20 258V259H19ZM24 258H25V260H24ZM30 258V259H29ZM32 258V259H31ZM34 258V259H33ZM37 258V259H36ZM93 258V259H92ZM95 258V259H94ZM189 258V259H188ZM203 258V259H202ZM206 258V259H205ZM208 258V259H207ZM235 258V259H234ZM245 259V260H243V259ZM257 258L259 259V260H257ZM6 259H7V261H6ZM39 259V260H38ZM44 259V260H43ZM86 259H90V262H87L86 261ZM191 259V260H190ZM195 259V260H194ZM200 259V260H199ZM239 259V260H238ZM241 259V260H240ZM5 260V261H4ZM158 260V261H157ZM193 260V261H192ZM231 260H233L232 262H230ZM37 263H36V262ZM39 261V262H38ZM44 261V262H43ZM157 261V262H156ZM160 261V262H159ZM219 261V262H218ZM222 261V262H221ZM243 261V262H242ZM253 261H254V263H253ZM4 262H6V263H4ZM75 262V263H74ZM56 264V263H55Z\"/></svg>","mask_w":264,"mask_h":264}]
</instances>
